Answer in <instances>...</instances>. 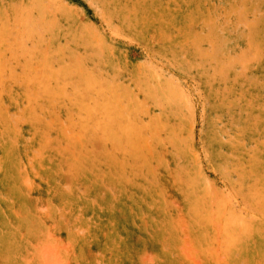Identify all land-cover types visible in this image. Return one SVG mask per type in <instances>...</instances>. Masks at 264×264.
Instances as JSON below:
<instances>
[{
	"label": "rangeland",
	"instance_id": "rangeland-1",
	"mask_svg": "<svg viewBox=\"0 0 264 264\" xmlns=\"http://www.w3.org/2000/svg\"><path fill=\"white\" fill-rule=\"evenodd\" d=\"M0 264H264V0H0Z\"/></svg>",
	"mask_w": 264,
	"mask_h": 264
}]
</instances>
